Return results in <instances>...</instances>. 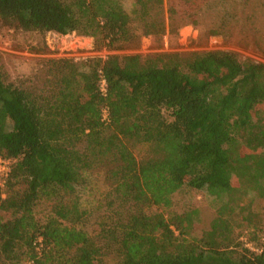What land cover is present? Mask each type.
I'll return each instance as SVG.
<instances>
[{
  "label": "trees",
  "instance_id": "16d2710c",
  "mask_svg": "<svg viewBox=\"0 0 264 264\" xmlns=\"http://www.w3.org/2000/svg\"><path fill=\"white\" fill-rule=\"evenodd\" d=\"M123 1L0 0V31L76 32L115 49L171 34L177 18L196 25L209 2L132 0L128 13ZM57 72L44 95L0 63V158L13 161L0 185V264H264L240 240L246 231L256 245L264 231L263 63L210 50L64 59ZM95 168L108 186L101 244L76 200ZM184 188L218 202L207 226L195 228L196 206L163 214Z\"/></svg>",
  "mask_w": 264,
  "mask_h": 264
},
{
  "label": "rangeland",
  "instance_id": "374dc122",
  "mask_svg": "<svg viewBox=\"0 0 264 264\" xmlns=\"http://www.w3.org/2000/svg\"><path fill=\"white\" fill-rule=\"evenodd\" d=\"M123 6L128 13L132 12V0H124ZM242 13L251 15V18H241L240 22H236L234 15L243 17ZM176 21L179 22V27L171 34L141 36L138 42L115 49L100 46L93 37L76 32L66 35L48 32L41 35L5 28L0 31V63L7 72L9 81L15 84L27 82L44 95L50 94L48 92L56 88L57 67L59 61L64 59L80 63L89 58H105L109 55L139 54L145 57L158 53L216 50L235 52L242 59L247 58L264 64V0H246L245 10L238 0H228L225 5L219 0H209L199 12L196 25L182 22L179 18ZM216 29L221 34H211V31ZM256 119L264 124V105L256 109ZM259 147H264V141ZM146 149L147 145L138 144L134 146L133 153L140 159ZM254 151L247 148L242 151V155H249ZM84 179V183L77 187L76 200L78 199L79 207L86 211L82 228L94 233L95 222L105 209L104 195L108 186L103 168L85 172ZM189 206L199 208L201 221L195 228H201L207 226L214 216L218 202L205 190L184 188L172 196L171 208L163 214L168 216L172 212L179 213ZM256 206L263 208L264 204L257 201ZM0 215L5 216L2 212ZM245 232L241 237L248 238ZM95 235L96 233L94 237L97 244H101L102 238ZM263 235L264 231L257 239L256 245L260 244ZM103 261L113 263L111 257H105ZM16 264L30 262L23 258Z\"/></svg>",
  "mask_w": 264,
  "mask_h": 264
},
{
  "label": "built area",
  "instance_id": "2783aa9c",
  "mask_svg": "<svg viewBox=\"0 0 264 264\" xmlns=\"http://www.w3.org/2000/svg\"><path fill=\"white\" fill-rule=\"evenodd\" d=\"M102 89L104 86V81H102ZM104 118H106L104 114ZM11 168V160L10 159H4L0 158V185L2 186L4 183V180L8 176ZM243 242V245L248 248L249 250L256 252V253H261L264 252V235L260 238V244L259 245H254L250 240H248L247 237L243 236L240 239Z\"/></svg>",
  "mask_w": 264,
  "mask_h": 264
}]
</instances>
